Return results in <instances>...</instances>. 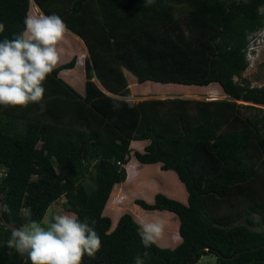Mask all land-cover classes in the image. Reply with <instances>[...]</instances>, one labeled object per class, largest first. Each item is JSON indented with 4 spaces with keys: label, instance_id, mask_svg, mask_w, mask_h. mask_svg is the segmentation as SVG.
Returning a JSON list of instances; mask_svg holds the SVG:
<instances>
[{
    "label": "trees",
    "instance_id": "1",
    "mask_svg": "<svg viewBox=\"0 0 264 264\" xmlns=\"http://www.w3.org/2000/svg\"><path fill=\"white\" fill-rule=\"evenodd\" d=\"M35 7L63 19L93 69L86 61L84 95L59 77L73 57L45 81L43 110L0 106V264H31L7 247L13 232L2 220L18 229L42 223L61 199V213L75 212L101 239L82 264H135L145 252L144 264H197L206 255L216 264H264V116L237 104L264 107V81L253 87L242 78L264 0H0V40L21 34ZM121 67L138 84H217L226 98L127 102ZM154 164L176 174L185 202L157 193L134 204L161 216L169 234L178 222L170 248L144 247L138 215L121 214L111 229L103 214L115 186L132 188L135 171Z\"/></svg>",
    "mask_w": 264,
    "mask_h": 264
},
{
    "label": "clouds",
    "instance_id": "2",
    "mask_svg": "<svg viewBox=\"0 0 264 264\" xmlns=\"http://www.w3.org/2000/svg\"><path fill=\"white\" fill-rule=\"evenodd\" d=\"M35 10L25 18L21 34L0 40V106L38 104L41 110L44 108L43 85L60 61L59 45L68 27L58 15H45L37 7ZM4 27L0 23V33ZM257 34L264 37V24ZM253 53L257 54L256 49ZM213 100L216 98L207 101ZM162 231L160 220L139 222L138 234L145 248L155 243ZM7 247L27 256L31 264H82L85 255L94 257L100 250L101 239L87 221L68 212L55 214L44 223L30 220L12 234ZM146 257V252L143 257L137 255L135 264H144Z\"/></svg>",
    "mask_w": 264,
    "mask_h": 264
},
{
    "label": "rangeland",
    "instance_id": "3",
    "mask_svg": "<svg viewBox=\"0 0 264 264\" xmlns=\"http://www.w3.org/2000/svg\"><path fill=\"white\" fill-rule=\"evenodd\" d=\"M35 12V11H34ZM65 37V36H64ZM66 41L64 38L60 42L59 46H64ZM263 46V45H261ZM84 54V53H83ZM76 55L74 54L73 57H77V60L81 58L83 59L84 55ZM72 59V58H71ZM70 61V60H69ZM129 78H134L131 74L128 73ZM242 78L247 79L251 86L253 87H260L263 84L264 81V49L263 47H259L257 49V54L250 59V66L249 68L242 74ZM128 91L130 94L133 95V98H128L126 100L127 102H132L134 103L135 101H143L142 98L146 100H152V99H187V100H192V101H207L208 99H214L212 97H215L217 99H224L225 96H223V93L221 92V89L217 84H211L207 87H197V86H179V85H159L155 83H144V84H137L134 88L135 91L129 88L127 86ZM145 94H144V91ZM132 91V92H130ZM149 91V92H148ZM84 95V93H83ZM138 98V99H137ZM134 100V101H133ZM237 104L239 105H250L257 107L262 110V115L264 116V107L261 105H254L251 103H246L242 101H237ZM243 110V109H242ZM241 110V111H242ZM244 116H246V113L243 110ZM144 145V144H143ZM142 145V146H143ZM133 145L131 144V150L132 151H138L140 150L139 146L132 147ZM138 149V150H137ZM131 161H134L136 163V160L132 157ZM127 169V168H126ZM145 171V170H144ZM155 172H158L155 175ZM145 177L148 179V182H136V184L130 188L126 184H121L115 186L114 190L112 191V195L107 203V208L106 211H104V215L108 216L111 221H112V227L115 226V221L120 217L121 214L123 213H130V214H136L138 217L142 218L143 221L148 219V221H152V219H155L157 216H154V213H150L148 217L145 216V214L148 215L147 211L142 210L138 206L134 204V201L137 199H141L146 201L147 203H153V201H150V197L153 194V191L155 190L154 196L157 193L163 194L164 191L162 190H174V181H171L170 176L165 177L166 174H162L163 179H160V174H159V167H156L155 169H149L145 171ZM134 178H136V175H133ZM143 185L140 187V185ZM149 185L150 188H149ZM160 188V189H159ZM157 191V192H156ZM159 191V192H158ZM169 193V192H167ZM172 194V193H171ZM165 195V194H163ZM166 196V195H165ZM168 197V196H166ZM169 198V197H168ZM124 199V200H123ZM173 199V198H172ZM121 201V204H112L111 202L115 201ZM63 200H61L58 204L52 205L49 207L47 210V213L42 221V223L46 221H50L52 216L55 214H62L61 212V206L60 203ZM109 208H120L122 209L121 212H113ZM116 215V216H115ZM151 215V216H150ZM117 217V218H116ZM161 216L157 218V220H160ZM150 219V220H149ZM141 221V220H140ZM178 222L176 220L171 221V227L175 228L172 230V234H167L165 231H162L161 238H162V243H159V245L155 242V244L159 247H174L173 245H169L168 243L166 244V240L168 241L171 236L174 238L175 243L177 237V229H178ZM167 234V235H166ZM169 237L167 238V236ZM170 241V240H169ZM165 245V246H164ZM160 247V248H161ZM197 264H216V259L215 256L213 255H206L203 256Z\"/></svg>",
    "mask_w": 264,
    "mask_h": 264
},
{
    "label": "crops",
    "instance_id": "4",
    "mask_svg": "<svg viewBox=\"0 0 264 264\" xmlns=\"http://www.w3.org/2000/svg\"><path fill=\"white\" fill-rule=\"evenodd\" d=\"M69 34V35H68ZM69 32H67L65 34V37H64V40L66 41L65 45L64 46H59L61 49H62V53H61V57H60V61L58 62L57 66L61 65V64H64V63H67L69 62V60H71V58H73V55L76 54V55H81L83 54L84 57L83 59L81 60V58L79 60H77V57H76V64L74 66V68L72 69H68V70H63L59 73V77L65 81L67 84H69L71 87H73L80 95H83V93L85 94V82H86V77H85V71H86V61H88V66L90 68L93 69V65H92V60H91V57L89 56V52H88V49L85 45V43L79 39L78 37L76 36H73L71 35ZM56 66V67H57ZM55 67V68H56ZM122 71H123V74H124V77L126 79V82H127V86H129L130 89H132L133 91L135 86L138 84L135 77L134 78H129L128 76V72L126 69L122 68ZM146 83H152V82H146ZM97 84L100 85V83L97 81ZM135 84V85H134ZM144 84V83H143ZM157 84V83H155ZM134 85V86H133ZM161 85V84H159ZM101 86V85H100ZM144 91V90H142ZM108 96H111L113 98H116L118 99L119 97H117L116 95H113L111 93H109L108 91H104ZM132 92V91H130ZM146 91H144V94H145ZM149 92V91H148ZM128 98H133V95L129 93V95L125 98V100H128ZM121 99V98H120ZM124 99V98H123ZM138 99V98H137ZM143 101H145L143 98H142ZM134 101V100H133ZM142 101H135L134 103H140ZM142 149V148H141ZM156 167H159V164H154V165H143V168L135 171V174L136 176H138V181L141 183L142 182H148V179L145 177V171L146 170H149V169H155ZM145 170V171H144ZM138 173V174H137ZM158 172H155V175L157 174ZM159 174H160V179L161 180H164L163 177H162V174H166L165 177L167 176H170L172 177L171 178V181H174V186H175V189L174 190H162L164 191L163 194H165L166 196H168L169 198H174V199H178L179 201H182V202H185V199H186V195L185 193L182 191V184L180 183L179 179L177 178L176 174L174 173H170V172H167V173H163L160 171L159 169ZM164 182L166 183V181L164 180ZM167 184V183H166ZM151 185H149L150 187ZM160 189V188H159ZM157 192V191H156ZM159 192V191H158ZM169 192V193H167ZM154 193H155V190L153 191V194L152 196L150 197V201H153L154 200ZM172 193V194H171ZM155 214V213H154ZM159 215V214H158ZM146 217L149 216V214H145ZM151 216V215H150ZM167 221V220H166ZM116 223V221H115ZM165 233H167L165 231ZM169 234V233H167ZM169 237V235L167 236V238ZM174 237V236H173ZM171 236V238L167 241L166 240V244L168 243L169 245H173L175 246L178 242H179V238H177L176 240V243H175V240ZM178 237V236H177ZM157 243V242H156ZM158 244V243H157ZM165 246V245H164Z\"/></svg>",
    "mask_w": 264,
    "mask_h": 264
},
{
    "label": "built area",
    "instance_id": "5",
    "mask_svg": "<svg viewBox=\"0 0 264 264\" xmlns=\"http://www.w3.org/2000/svg\"><path fill=\"white\" fill-rule=\"evenodd\" d=\"M261 42H264V37L261 39V37L257 34L253 35L250 37L249 39V43H248V46H247V50H246V56H247V60L249 61L250 63V59L252 57H254V53L253 51L256 49L259 48V47H263L264 49V44H261ZM263 45V46H261ZM214 98V97H212Z\"/></svg>",
    "mask_w": 264,
    "mask_h": 264
},
{
    "label": "water",
    "instance_id": "6",
    "mask_svg": "<svg viewBox=\"0 0 264 264\" xmlns=\"http://www.w3.org/2000/svg\"><path fill=\"white\" fill-rule=\"evenodd\" d=\"M1 211H2V202L0 201V215H1ZM2 224L8 229L10 230L11 232H16L18 231L19 229L10 225L9 223H7L5 220H2Z\"/></svg>",
    "mask_w": 264,
    "mask_h": 264
}]
</instances>
